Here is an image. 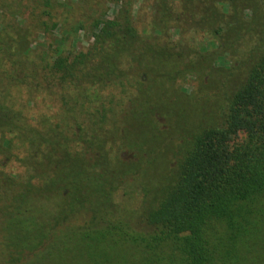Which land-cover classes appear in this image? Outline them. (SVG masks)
<instances>
[{
	"label": "trees",
	"instance_id": "obj_1",
	"mask_svg": "<svg viewBox=\"0 0 264 264\" xmlns=\"http://www.w3.org/2000/svg\"><path fill=\"white\" fill-rule=\"evenodd\" d=\"M180 1L178 14L170 0L148 5L142 35L127 0L72 56L50 45L35 60L30 31L0 21V237L10 262L264 264V0ZM173 20L215 38L242 27L254 44L243 78L163 176L110 157L122 143L116 113L139 127L155 111L139 86L152 66H188L167 33ZM133 182L140 207L121 209L115 193Z\"/></svg>",
	"mask_w": 264,
	"mask_h": 264
},
{
	"label": "rangeland",
	"instance_id": "obj_2",
	"mask_svg": "<svg viewBox=\"0 0 264 264\" xmlns=\"http://www.w3.org/2000/svg\"><path fill=\"white\" fill-rule=\"evenodd\" d=\"M130 1L135 26L143 35L144 30L149 32L152 29V14L146 13L147 7L158 0ZM125 2L127 0H0V21L13 22L26 32L30 31L29 50L33 54L29 57L35 60L39 59L42 49L50 45L72 56L86 51L92 44L96 31L94 21L115 17ZM170 2L171 5H168L172 13L183 11L180 0ZM243 7V20L249 29L252 9L248 3H244ZM54 22L56 27H53ZM173 23L174 20L170 22L167 33L175 42V51L183 52L184 48L187 55L183 62L188 66H152L156 74L145 78L140 85L136 83L148 93L155 111L149 114L147 121L138 123L139 127H132L125 117L116 113L115 120L123 126L120 131L122 143L121 149L112 152L110 157L114 163L148 164L153 167L151 174L163 176L176 164L192 132L207 121L243 78L248 56L245 51L254 44L252 33L249 35L248 29L242 27L228 33V26H225L220 37L215 38L204 28H195L194 23L183 25V29L174 27ZM237 33L243 36L241 40L236 39ZM221 38L231 43L223 45ZM219 43L223 45L221 49ZM193 50L199 51L198 55ZM204 54L203 58H199ZM123 106L128 108L130 103L123 101ZM138 187L133 182L132 186H123L116 191L114 198L121 209L127 207L133 211L138 205L140 207L143 197ZM1 242L0 237V264L24 263L26 259L18 263L10 262L2 251Z\"/></svg>",
	"mask_w": 264,
	"mask_h": 264
}]
</instances>
